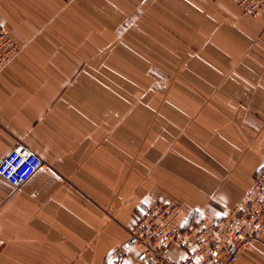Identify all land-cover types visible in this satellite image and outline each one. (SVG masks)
<instances>
[{
	"label": "crops",
	"instance_id": "crops-1",
	"mask_svg": "<svg viewBox=\"0 0 264 264\" xmlns=\"http://www.w3.org/2000/svg\"><path fill=\"white\" fill-rule=\"evenodd\" d=\"M238 1L0 0L21 46L0 72V160L43 161L0 178V264H150L124 245L133 214L245 196L264 165V10ZM234 264H264V233Z\"/></svg>",
	"mask_w": 264,
	"mask_h": 264
},
{
	"label": "built area",
	"instance_id": "built-area-1",
	"mask_svg": "<svg viewBox=\"0 0 264 264\" xmlns=\"http://www.w3.org/2000/svg\"><path fill=\"white\" fill-rule=\"evenodd\" d=\"M241 12L257 17L264 0H239ZM21 46L0 24V72L19 54ZM43 161L23 145L0 160V178L13 187L24 184ZM125 247L136 260L150 264H234L242 250L264 233V165L252 178L245 196L231 209L207 204L187 210L180 202L156 204L133 214ZM172 247L181 254L175 259Z\"/></svg>",
	"mask_w": 264,
	"mask_h": 264
},
{
	"label": "rangeland",
	"instance_id": "rangeland-1",
	"mask_svg": "<svg viewBox=\"0 0 264 264\" xmlns=\"http://www.w3.org/2000/svg\"><path fill=\"white\" fill-rule=\"evenodd\" d=\"M129 93H131V94H132V92H130V91H128V90H127V96H128V94H129Z\"/></svg>",
	"mask_w": 264,
	"mask_h": 264
}]
</instances>
